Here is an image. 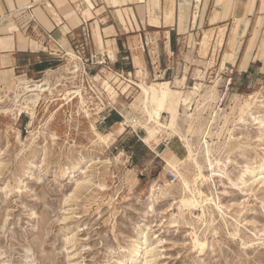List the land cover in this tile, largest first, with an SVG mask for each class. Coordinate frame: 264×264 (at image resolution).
Listing matches in <instances>:
<instances>
[{"label": "rangeland", "instance_id": "obj_1", "mask_svg": "<svg viewBox=\"0 0 264 264\" xmlns=\"http://www.w3.org/2000/svg\"><path fill=\"white\" fill-rule=\"evenodd\" d=\"M257 45L260 63L249 69L221 65L218 50L181 47L156 63L152 53L138 73L103 61L63 60L0 86V264H117L140 232L147 233V249L157 246L149 264H264V185H250L264 158V130L248 115L264 117V106L253 104L264 100V34ZM74 65L76 73L67 74ZM42 78L51 92L21 93L18 115L15 85ZM154 80L190 97L177 122L194 146L210 129L213 157L227 176L202 191L225 219L214 207L191 208V195L181 192L176 172L163 161L166 146L184 155L178 138L165 135L152 151L141 140L146 129L133 125L142 116L137 84ZM66 91L65 100H55ZM241 102H252L242 122ZM212 110L218 112L213 124ZM109 114L119 117L111 126L104 123ZM120 121L123 130L108 145L97 138L94 130L107 133ZM198 159L204 166L201 153ZM78 163L81 169L68 172ZM194 169L186 165L185 174Z\"/></svg>", "mask_w": 264, "mask_h": 264}, {"label": "crops", "instance_id": "obj_2", "mask_svg": "<svg viewBox=\"0 0 264 264\" xmlns=\"http://www.w3.org/2000/svg\"><path fill=\"white\" fill-rule=\"evenodd\" d=\"M181 1L0 0V86L63 60L103 61L136 72V61L145 67L152 53L156 63L181 47L218 50L234 69L260 63L254 53L264 34V0H184L183 13ZM12 26L16 30L6 31ZM226 53L235 55L225 59ZM118 119L109 114L104 123Z\"/></svg>", "mask_w": 264, "mask_h": 264}, {"label": "bare ground", "instance_id": "obj_3", "mask_svg": "<svg viewBox=\"0 0 264 264\" xmlns=\"http://www.w3.org/2000/svg\"><path fill=\"white\" fill-rule=\"evenodd\" d=\"M181 11L183 13L185 8V2L184 0L181 1ZM253 3V1H251ZM234 5V4H233ZM16 30V26H12L7 28L6 31H13ZM25 43H23L22 48H25ZM67 55L72 59L74 58V53L72 51H69ZM235 55V54H234ZM232 53H226L225 59L231 58V56H234ZM224 60L221 62V65L223 64ZM136 64L139 68L142 67L141 63L139 61H136ZM225 66V65H224ZM75 68V69H74ZM78 66L74 65L72 68H65L67 74H75ZM141 70H137V73ZM128 80V79H127ZM182 81L184 80L181 79ZM136 82V81H135ZM13 83V82H12ZM138 83V82H137ZM15 85V83L13 84ZM47 80L46 78H42L39 81H32V80H22L18 84L15 85L16 87V94L14 97L15 103L18 107V115H20L21 111V103H19L18 97L23 92H31L34 90H38L36 95H40L41 93H44L45 91H50V87L46 86ZM138 89L140 90L139 96L136 99V101L139 103L137 106L142 116L139 119H134L133 125H140L146 129V135L141 139L152 151L155 147V145L158 144L159 140L163 136L168 135H174L178 138V140L182 143L183 147L185 148V153L182 157H178L175 154H164L163 161L165 162L167 167H171L176 172V177L180 182L181 192L182 193H189L191 195V208L195 207H202L206 206L207 209L217 208L220 212V216L224 218L223 210H221V207L219 203L213 198L212 195H209L208 193H204L202 191V186L209 181L213 182V179L215 177H222L227 176L226 172L223 170V168L219 165L217 161H215V158L213 157V151L216 149L213 143H209L208 137L211 135V131L209 130H202L201 131V142L199 146H194L192 143V140L189 138V134L185 133L182 128L179 126L177 119L179 115V109L181 105L187 104L188 101H190V97H185V95L180 90H173L168 86V82H156L154 80V83L146 84V83H138L137 84ZM199 90V86L196 85L194 87V91L197 92ZM51 92V91H50ZM76 95H80L79 91H73ZM70 92L66 91L65 96L61 98H55V100H65L66 95H69ZM256 100V101H255ZM254 100L253 104L259 103L258 106H264V100L257 98ZM134 101V106L136 105ZM19 103V104H18ZM252 102H245V104L242 107V102L239 105L238 109V120L244 121L243 114L246 112L245 110H249ZM198 107V106H197ZM204 107V106H203ZM199 109V108H198ZM57 112V110L55 111ZM87 112V110L85 111ZM164 113L167 114V120L162 121V118L164 117ZM218 112L215 110H212V113L209 117V122L211 124L216 122ZM248 115L250 116L251 120L255 122V124H259L261 131L264 130V117L260 114H252L250 111L248 112ZM125 120V119H124ZM127 121V120H126ZM208 122V123H209ZM210 124V127H211ZM124 122L120 121L115 126H113L107 133H100L96 130H94V126L92 124V128L97 135V138L106 145L109 144L110 141L114 140L116 136L123 130ZM209 127V128H210ZM200 127L197 129V131L200 132ZM264 135V132H261L260 136ZM19 137V134H18ZM34 137V133L31 131L29 133V138ZM160 143V142H159ZM36 144L31 142L29 146L33 147ZM201 153L203 158L204 166L201 164V162L198 159V155ZM191 166L193 167L194 171L191 172L189 175L185 174V166ZM30 166L32 167V164L30 163ZM203 167H205L208 171V174H204ZM26 168V167H25ZM24 168V169H25ZM82 168V163H78L73 166L72 171L68 172H74L78 169ZM247 170V168H246ZM254 171V170H252ZM63 172H67V169H63ZM256 174H259V177L254 178L251 180L250 185L251 186H263L264 185V158L262 159V164L257 168ZM242 177V172L240 174ZM154 189V186H152ZM14 191L18 192L20 191V187L16 186L14 188ZM161 193L165 195L167 193V189H162ZM153 195L150 196V203L148 204V208L150 211L153 210ZM203 208V207H202ZM148 211V209H147ZM203 211V209H202ZM178 213L179 215L182 214V205H179L178 207ZM177 213V215H178ZM146 229L149 230V226L145 225ZM147 233L140 232L137 236V240H135L129 248H126L127 254L124 255L122 258H120L117 261V264H132L133 262H138L141 264H149L152 262V257H154L155 249L156 247H151L150 249H147L146 247L148 243ZM147 245V246H146ZM124 248V247H119ZM144 256L143 261H139L140 258Z\"/></svg>", "mask_w": 264, "mask_h": 264}, {"label": "built area", "instance_id": "obj_4", "mask_svg": "<svg viewBox=\"0 0 264 264\" xmlns=\"http://www.w3.org/2000/svg\"><path fill=\"white\" fill-rule=\"evenodd\" d=\"M83 62V61H82ZM87 62V61H86ZM167 177L170 179V180H173L175 179V174L172 172V171H168V175Z\"/></svg>", "mask_w": 264, "mask_h": 264}, {"label": "trees", "instance_id": "obj_5", "mask_svg": "<svg viewBox=\"0 0 264 264\" xmlns=\"http://www.w3.org/2000/svg\"><path fill=\"white\" fill-rule=\"evenodd\" d=\"M106 119V118H105Z\"/></svg>", "mask_w": 264, "mask_h": 264}]
</instances>
